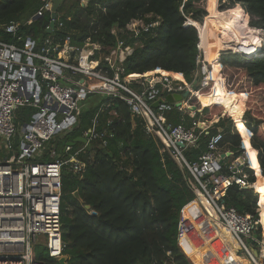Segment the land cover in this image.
Listing matches in <instances>:
<instances>
[{"label":"trees","instance_id":"obj_1","mask_svg":"<svg viewBox=\"0 0 264 264\" xmlns=\"http://www.w3.org/2000/svg\"><path fill=\"white\" fill-rule=\"evenodd\" d=\"M41 6V0H0V37L17 45L31 37L38 42L39 49L45 47L47 39L53 40L54 45H62L70 37L71 45L76 47H83L90 40L101 45V54L106 55L118 43L113 29H126L134 20L146 25L160 23L136 38L121 35L126 45L135 47L133 55L122 65L121 76L136 92L143 90L148 77L168 76L178 84H193L186 103L198 107L208 100L205 109L192 117L188 111L174 108L166 114L167 122L173 126L191 129L194 122L203 119L210 122L226 113L211 127L209 135L199 138L197 146L184 150V157L190 164L197 162L207 152L210 137L220 131L221 150L231 152L232 159L241 157L244 151L239 129L247 152H258L256 164L243 172L251 185L263 189L257 193L234 186L224 206L254 216L258 221L257 234L264 238V45L251 57L216 53L207 62V75L196 80L199 32L195 26L186 25L188 20L202 24L211 37L225 46L223 40L230 37L217 18L236 13L243 25L264 31V0H90L84 7L80 0H64L59 10L64 27H57L51 34L47 31L50 13L34 19ZM11 22L20 24L18 38L22 41L5 33L3 26ZM166 96L163 94L162 98ZM35 112L33 108L21 109L17 118L25 114L28 121ZM97 115L96 130L103 137L87 146L83 155L87 162L85 173L81 177L67 167L63 172L61 222L64 255L69 256V264H220L225 255L231 256L230 264H245L236 254V246H229L228 236L208 217L193 230L188 228L191 235L188 243L182 240V226L187 225L184 212L202 194L201 188L163 142L146 132L145 120L134 116L128 104L119 98L90 95L83 103L77 126L48 143L38 161L52 162L63 156L65 145L76 143L90 130ZM76 146L84 143L77 142ZM219 173L229 171L223 165ZM194 209L192 205V224L200 216ZM90 211L97 215H90ZM179 223V242L185 253L178 244ZM207 235L216 243L221 240L219 251L216 243L202 238ZM43 251L45 247H36L39 259L58 264L49 255L44 258Z\"/></svg>","mask_w":264,"mask_h":264},{"label":"built area","instance_id":"obj_2","mask_svg":"<svg viewBox=\"0 0 264 264\" xmlns=\"http://www.w3.org/2000/svg\"><path fill=\"white\" fill-rule=\"evenodd\" d=\"M80 1L84 7L90 0ZM41 2L34 19L50 13L52 22L54 0ZM32 22L33 19L28 23ZM193 24L191 20L186 23L188 26ZM159 25V22L146 25L134 20L126 29H113L112 34L117 36L118 43L106 55L101 54V45L90 40L83 47H76L71 45L70 37L62 45H54L53 40L47 39L45 47L39 49L38 42L31 37H27L22 45L6 42L0 37V264H54L38 258L37 246L45 247L53 261L58 262L65 256L61 222L63 172L67 167L81 177L85 173V150L91 141L103 137L96 130L98 115L91 129L81 137L87 139L84 146L77 147L79 141L74 146L66 144L63 156H57L55 161L38 160L44 156L48 143L77 126L83 103L94 94L119 98L128 104L134 116L143 118L146 132L157 136L177 162L189 169L202 192L195 201L220 231L234 239L231 241L237 248L236 254L243 260L244 256L247 257L250 264L264 261L261 258L264 257V238L257 234L258 221L252 215L240 214L236 209L224 206L232 187L246 189L251 186L243 172L244 168L251 167L246 149L241 157L232 159L231 152H223L220 148L223 140L220 131L210 137L207 152L197 162L188 163L184 150L197 146L199 138L203 134L209 135L213 125L202 128L206 123L194 122L191 129L184 125L173 126L167 122L166 114L175 106L164 102L154 109L152 105L165 99L163 94L190 93L193 84H178L167 76L161 80L148 77L143 90L136 92L121 76L122 65L135 52V47L126 45L121 35L130 32V37L136 38L141 32H149ZM57 27H64L59 13L55 29ZM19 28L17 22L3 26L5 33L16 38ZM49 29L50 25L47 31ZM249 31L256 36V43L249 51H243L236 41L232 47L230 43L224 46L226 52L256 55L264 45V31L256 28ZM198 32L200 56L196 80L207 75L208 62L203 55L201 31L198 29ZM18 40L22 41L21 38ZM201 106L202 112L205 107ZM25 108L36 110L28 121L25 114L17 118V111ZM195 113L191 116L194 117ZM52 156L55 157L56 152ZM223 165L229 174L219 173ZM201 196L203 203L199 199ZM90 215L97 213L90 211ZM178 233L180 240V223Z\"/></svg>","mask_w":264,"mask_h":264},{"label":"rangeland","instance_id":"obj_3","mask_svg":"<svg viewBox=\"0 0 264 264\" xmlns=\"http://www.w3.org/2000/svg\"><path fill=\"white\" fill-rule=\"evenodd\" d=\"M206 7H207V3H206ZM218 7V6H217ZM220 17H222V19L223 20H219L218 18H217V23L223 28V29H225L226 31H227V35L230 37V38H232V39H230V38H227L228 40H226V39H222L223 40V44H227V43H230V47H232L234 44H235V42L237 43V46L238 47H241L242 48V50L243 51H249V49H250V47H252V45H253V43H256V36L254 35V33H252L251 31H249V29H251V30H253V29H255V28H253V27H251V26H246V25H243L242 24V20H241V17L238 15V14H236V13H228V14H226V15H222V16H220ZM249 21H250V19H249ZM205 23H206V21H205ZM199 24V23H198ZM200 26H203L202 24H199ZM245 29H247L248 31H245ZM127 35L128 36H131V33L129 32V33H127ZM221 37H223L222 35H220ZM219 36V37H220ZM205 45L207 46V50H206V53L205 52H203V55L205 56V55H210V53L211 52H213L214 54L215 53H219L218 54V56H220L221 55V53H223V52H226L227 50L226 49H224L225 47H224V45H222L221 43H220V41L219 40H216V39H212V38H210V39H207V41H206V43H205ZM212 53V54H213ZM213 54V55H214ZM196 76V75H195ZM168 77V76H167ZM161 78L162 77H159L157 80H161ZM187 83L185 82L183 85H186ZM202 104H200L197 108H198V111H200V109L202 108V106H201ZM188 106H190V105H188ZM190 114H193V112H191V111H189L188 109H186ZM199 113H201L202 114V112H199ZM223 116H224V112H222L220 115H217V116H215L214 117V119L212 120V121H210V122H206V120H204L203 119V123H206V124H212V123H214V121H216V120H218L219 121V119L220 118H223ZM226 117V116H225ZM203 118H205V115L203 116ZM202 123V122H201ZM246 127V126H245ZM247 128V127H246ZM248 129V128H247ZM237 130H238V133H239V135H240V138H241V147H242V149H244V139H243V137H242V134L240 133V131H239V129L237 128ZM249 130V129H248ZM251 131V130H250ZM251 133H252V136H251V138H250V144H251V147L253 148V146H252V138H253V132L251 131ZM257 192V191H256ZM258 193V192H257ZM199 199H200V202H202L203 203V198H202V196L201 197H199ZM194 202V201H193ZM184 210V209H183ZM258 212H261V209H259L258 210ZM210 214H212L213 215V213L210 211L209 212ZM189 226V225H188ZM204 240H206L208 243H210V242H214V239H212L213 237H211V236H209V235H207V236H204V237H202ZM192 241H195L193 238L191 239ZM219 240V239H218ZM231 240L232 241H234V239L231 237ZM220 242H219V250H220V247H221V240H219ZM178 244H179V246L181 247V250L184 252V249L182 248V246L180 245V242H179V240H178ZM44 252V258H47L48 257V252L47 251H43ZM240 251L238 250V253H239ZM185 253V252H184ZM263 255V254H262ZM187 256V258L190 260V262H191V259H190V257L188 256V255H186ZM247 258V257H246ZM245 258V256H244V261H245V264H250V262H249V260H248V258L246 259ZM261 258H264L263 256H261ZM54 262H56V261H54ZM56 263H58V262H56ZM191 264H193L192 262H191Z\"/></svg>","mask_w":264,"mask_h":264},{"label":"water","instance_id":"obj_4","mask_svg":"<svg viewBox=\"0 0 264 264\" xmlns=\"http://www.w3.org/2000/svg\"><path fill=\"white\" fill-rule=\"evenodd\" d=\"M64 0H54V6H53V13H52V22L50 24V29L48 30V33L51 34L52 31L55 29L56 27V19H57V15L59 13V10L61 8V5L63 3ZM37 19V18H36ZM193 23V22H192ZM193 26H195L197 28V26L195 24H193ZM198 29V28H197ZM245 57H251L254 55H244ZM189 95V92H185L184 94H173V95H168L165 97V99H159L157 102H155L152 105V108L157 109L161 104H163L164 102H168L170 104H173L175 106V108L177 109H188L189 111L195 113V112H201L198 111V108L196 106H188L186 103V99ZM226 116V113L224 112V116ZM77 141L81 142V143H87V139L81 138V139H77ZM68 145L74 146L75 142H68ZM247 190H252V191H257V187L256 185H251L248 188H246ZM76 197L79 198V194L76 193ZM87 210H90V206H86ZM257 237V236H256ZM58 264H69V256L65 255L64 257H62L61 259H59Z\"/></svg>","mask_w":264,"mask_h":264},{"label":"crops","instance_id":"obj_5","mask_svg":"<svg viewBox=\"0 0 264 264\" xmlns=\"http://www.w3.org/2000/svg\"><path fill=\"white\" fill-rule=\"evenodd\" d=\"M215 123H218V120L214 121V123H212V124L209 125V126H212V125H214ZM255 152L258 153L256 150H255ZM245 154H248L247 150H246ZM247 156H248V155H247ZM247 158H249V157H247ZM257 161H258V157H257ZM258 163H259V162H258ZM192 205H195V208H196V209H194L195 214H196L197 212L200 213V216H198V220L196 221L195 224H192V222H191L190 207H191ZM205 217H206L205 213L203 212L201 206H200L197 202H193V203H190V204L188 205L187 209H186L185 212H184V220H185V223H187V225H189V226L187 227V225L185 226L184 224H183V226H182V228H183L182 231H183V233H184L183 236H182V240H183V241H185L186 243H188V242L190 241L191 235H190V233H189L190 231L188 230V228H189L190 230H193L195 227L200 226L202 220H203ZM212 221H213V220H212ZM185 230H188V233H186L187 231H185ZM209 230H210V232H211V229H209ZM213 243H216V241L214 240ZM219 246H220V245H219V243L217 242V243L215 244L216 251H219ZM221 261H222L223 263L220 262V264H230V263H231V256H229V255H225V256H223V257L221 258ZM224 262H225V263H224Z\"/></svg>","mask_w":264,"mask_h":264},{"label":"bare ground","instance_id":"obj_6","mask_svg":"<svg viewBox=\"0 0 264 264\" xmlns=\"http://www.w3.org/2000/svg\"><path fill=\"white\" fill-rule=\"evenodd\" d=\"M218 19L219 20H223L222 19V17H218ZM196 26H197V28L201 31V35H202V42H203V47L205 48V53H206V48H207V46L205 45V43H206V41H207V39H210V38H212V39H216V40H218L216 37H211L210 35H209V33L205 30V29H203L201 26H199L197 23H194ZM247 52V51H246ZM213 52H211L210 53V55L208 56V55H205L206 56V60L208 61V60H210L214 55L212 54ZM207 102H208V100H204V103H203V107H205L206 106V104H207ZM207 125H202V127L203 128H205ZM248 157H249V160H250V164H251V166H254L255 164H256V155H255V152L254 151H252V152H249L248 154ZM256 187H257V192L259 191V190H262L263 189V186H257L256 185ZM195 202H197L198 204H199V202L198 201H195ZM200 205V204H199ZM206 215V214H205ZM206 217H208L209 219H210V217L208 216V215H206ZM205 217V218H206ZM228 242H229V246L230 247H233L235 244L231 241V239L228 237Z\"/></svg>","mask_w":264,"mask_h":264}]
</instances>
